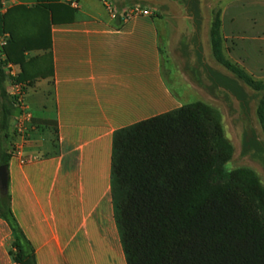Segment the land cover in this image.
Listing matches in <instances>:
<instances>
[{
    "label": "crops",
    "instance_id": "crops-1",
    "mask_svg": "<svg viewBox=\"0 0 264 264\" xmlns=\"http://www.w3.org/2000/svg\"><path fill=\"white\" fill-rule=\"evenodd\" d=\"M6 1L9 9L38 4ZM61 3L76 13L51 27L54 77L24 86L33 116L27 134L15 132L19 110L11 122L20 148L8 169L12 211L37 264H128L113 197L114 137L187 106L164 77L161 38L170 33L168 16H181L188 6L177 0ZM231 6L242 29L237 63L253 76H264V0H237ZM136 8L150 15L127 18ZM222 22L223 31L224 25H234L225 22L224 8ZM258 42L261 48L254 47ZM14 71L17 77L21 73L16 65ZM11 89L8 83L9 95ZM14 242L0 216V264H16Z\"/></svg>",
    "mask_w": 264,
    "mask_h": 264
},
{
    "label": "trees",
    "instance_id": "trees-1",
    "mask_svg": "<svg viewBox=\"0 0 264 264\" xmlns=\"http://www.w3.org/2000/svg\"><path fill=\"white\" fill-rule=\"evenodd\" d=\"M187 6L195 21L191 1ZM75 13L61 0L0 13V36L9 35L2 49L5 63L21 69L16 84L31 87L54 77L51 27L73 20ZM220 27L217 19L212 37L224 67ZM36 52L43 55L27 59ZM3 66L0 61V167L9 169L17 108ZM225 67L238 75L231 65ZM238 78L262 96L258 117L264 133V81ZM214 114L202 103L187 105L115 134L112 187L128 264H264V189L252 171L226 168L234 149ZM244 144L245 152L254 147L251 140ZM0 216L14 233L16 264H37L9 191L0 195Z\"/></svg>",
    "mask_w": 264,
    "mask_h": 264
},
{
    "label": "rangeland",
    "instance_id": "rangeland-1",
    "mask_svg": "<svg viewBox=\"0 0 264 264\" xmlns=\"http://www.w3.org/2000/svg\"><path fill=\"white\" fill-rule=\"evenodd\" d=\"M177 1L184 6L191 1L196 30L194 32L192 20L188 17L189 11L181 16L174 13L168 16L170 33L163 34L161 38L164 77L172 92L187 105L202 103L215 112V120L221 123L225 137L234 149L233 158L226 168L229 171H252L264 189V133L258 117L262 96L238 78L239 74H244L257 82H263L264 76H253L237 63V48L242 46L239 43L242 29L236 27L237 12L231 6L237 0ZM223 8L225 22H234L233 27L230 23L226 27L224 25V31ZM217 19L221 21L224 67L216 60L213 44L212 35ZM189 40L193 43L186 47ZM262 46V42H258L254 47ZM42 55L30 53L28 59ZM225 64L231 65L238 75L229 71ZM6 75L12 84L13 80L7 72ZM250 140L254 141V147H247L245 152L244 142Z\"/></svg>",
    "mask_w": 264,
    "mask_h": 264
},
{
    "label": "built area",
    "instance_id": "built-area-1",
    "mask_svg": "<svg viewBox=\"0 0 264 264\" xmlns=\"http://www.w3.org/2000/svg\"><path fill=\"white\" fill-rule=\"evenodd\" d=\"M73 6H75L73 4ZM9 10L8 8V3L6 0H0V13L4 14ZM147 16L150 15L147 11H142L138 8L130 11L127 14V18H133L136 16ZM9 39V35H5L3 37H0V56H1V61L4 63V69L6 70L7 74L9 77L13 80L12 82V89L10 96L13 97L16 101V108L19 110V115L15 119V132L19 136H24L27 134V125L31 124L33 121V116L31 113L27 111L26 108V93L24 90V86L21 84H16L15 80L18 78L15 71H14V65L11 63H5V56L2 53L3 47L6 46L7 42ZM11 153L12 157H17L20 155V148L17 144L13 143L11 146ZM23 164H26L30 162V160H23Z\"/></svg>",
    "mask_w": 264,
    "mask_h": 264
},
{
    "label": "water",
    "instance_id": "water-1",
    "mask_svg": "<svg viewBox=\"0 0 264 264\" xmlns=\"http://www.w3.org/2000/svg\"><path fill=\"white\" fill-rule=\"evenodd\" d=\"M9 191V171L8 167H0V195L6 196Z\"/></svg>",
    "mask_w": 264,
    "mask_h": 264
}]
</instances>
